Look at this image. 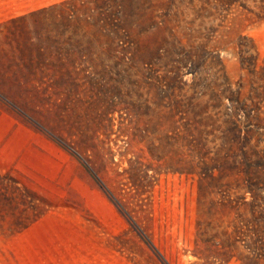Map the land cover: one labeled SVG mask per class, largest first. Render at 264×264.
Wrapping results in <instances>:
<instances>
[{"label":"rangeland","instance_id":"374dc122","mask_svg":"<svg viewBox=\"0 0 264 264\" xmlns=\"http://www.w3.org/2000/svg\"><path fill=\"white\" fill-rule=\"evenodd\" d=\"M260 4L0 0V173L44 197L13 232L35 210L0 207V264H241L264 237Z\"/></svg>","mask_w":264,"mask_h":264},{"label":"trees","instance_id":"16d2710c","mask_svg":"<svg viewBox=\"0 0 264 264\" xmlns=\"http://www.w3.org/2000/svg\"><path fill=\"white\" fill-rule=\"evenodd\" d=\"M262 4L259 5V13H263L259 17H264V0H261ZM240 48L242 47V43L238 45ZM244 52L243 49H240V52ZM245 51L247 55L242 54L241 56V64H247L249 66L254 65L255 59L257 57V48L255 43L250 39L248 46ZM229 108H233L231 103V99L229 101ZM44 197L36 193L31 187L26 184L21 183L18 179L0 173V207L3 205H17L20 203L23 206V209L34 211L36 209V202L38 200H42ZM39 214L38 211H34L32 213V217L25 222L22 221H14L12 224L10 222L9 229L11 232L20 230L23 227H26L29 221L35 218ZM13 222V221H12ZM12 224V225H11ZM0 228H3V225L0 224ZM242 253L237 254V258L241 261V264H264V237L261 233H258L256 237H252L249 239L248 243L243 246Z\"/></svg>","mask_w":264,"mask_h":264}]
</instances>
